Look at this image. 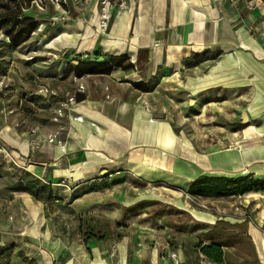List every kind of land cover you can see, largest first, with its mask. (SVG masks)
<instances>
[{"label": "crops", "instance_id": "crops-1", "mask_svg": "<svg viewBox=\"0 0 264 264\" xmlns=\"http://www.w3.org/2000/svg\"><path fill=\"white\" fill-rule=\"evenodd\" d=\"M237 1L137 0L131 10L116 12L107 37L91 35L87 26L78 49L98 48L101 54L82 60L80 68L110 57L123 60L110 73L81 75L86 94L84 88L78 115L70 117L71 130L29 152L27 132L1 128L8 150L20 159L30 154L33 170L28 171L47 185L69 180L70 188L51 189L71 228L79 231L82 217L110 223L105 236L58 237L48 250L54 264H264V191L214 199L187 194L200 176L264 178V128L247 134L245 129L237 138L227 133V145L176 131L200 127L203 119L180 113L197 112L203 92L211 97L200 110L212 111L206 127L218 125L214 113L233 119L228 108L235 91L251 94L243 78L231 89L230 81L237 79L224 68L216 76L201 71L216 58L225 65L230 51H236L255 87L264 90V21L252 12L243 16ZM182 96L195 101L188 100L184 108ZM170 112L177 113L172 118ZM187 198L209 201L210 211L185 206ZM174 210L187 220L174 219ZM238 233L249 251L240 263L227 259L238 250L228 238ZM61 239L67 248L59 246ZM212 242L221 244L222 262L201 253ZM175 250L172 260L169 254Z\"/></svg>", "mask_w": 264, "mask_h": 264}, {"label": "rangeland", "instance_id": "rangeland-1", "mask_svg": "<svg viewBox=\"0 0 264 264\" xmlns=\"http://www.w3.org/2000/svg\"><path fill=\"white\" fill-rule=\"evenodd\" d=\"M238 1L243 16L252 12L256 18L264 21V0ZM48 3L56 11L53 16L48 14ZM37 4L40 8L34 4L35 8L29 10L35 13L39 24L25 43L12 48L0 32V130L4 125H10L18 131L27 132L29 152L40 147L43 141L52 143V136L57 137L59 132L70 131V117L78 115L77 101L74 106L65 105L81 84L85 88L81 76L74 73V62L79 64L82 60H93L101 54L98 48L89 49L88 53L79 51L81 31L88 26L92 28L91 35L97 32L107 37L116 12L131 10L137 0H64L63 6L59 3L57 6L56 0H37ZM103 20L105 28L101 27ZM253 33L257 35V32ZM228 58L225 65L216 58L207 63L211 67H203L201 71H210L216 76L224 68L231 78L237 79L230 81L231 89L237 85L238 78H243L247 86L252 87L251 94L239 96L235 91L233 97L229 98L232 104L228 108L235 114L233 119L227 120L220 113H214L218 125L208 123L206 127L205 122L210 120L212 111L202 114L200 110L205 108L211 97L203 92V96L197 99L198 109L194 110L197 112L180 113L193 119H203L199 123L200 127L176 131L199 141L227 145L231 142L227 133L237 138L245 129L247 134V130L264 128V90L255 87L235 50L228 53ZM178 98L176 100L179 101ZM188 100L194 102V96H182L179 102L187 108ZM176 113L169 114L173 118ZM195 113L201 116L197 117ZM205 115L209 118L205 119ZM39 132L45 136L38 137ZM3 140L0 136V264H54L48 250L58 237L75 234L84 240L90 233L105 236L109 232L110 223L93 216L82 217L79 222L74 217L80 229L77 231V227L71 228L69 219L62 216L55 199H47V202L38 200L35 191L40 184L45 183L34 171H28L33 170L29 169L31 163L27 160L30 154L20 159L3 146ZM184 200L185 206L202 211H210L212 206L209 201ZM173 214L178 222L187 220L184 212L174 210ZM228 239L237 244L238 250L228 254L227 259L242 262L244 253H249L246 240L239 233ZM59 244L67 248L66 241L61 239ZM187 249L183 248L185 251Z\"/></svg>", "mask_w": 264, "mask_h": 264}, {"label": "trees", "instance_id": "trees-1", "mask_svg": "<svg viewBox=\"0 0 264 264\" xmlns=\"http://www.w3.org/2000/svg\"><path fill=\"white\" fill-rule=\"evenodd\" d=\"M33 0H0V32L6 37L7 45L16 48L25 43L37 28L39 20L33 11L35 8ZM61 5L62 0H60ZM49 16L56 14L51 3L47 5ZM123 57H110V60L104 62H89L79 64L75 67V75L81 76L88 74H107L114 67L121 66ZM124 67H129L126 65ZM139 87V84H136ZM144 90V88H142ZM4 146V145H3ZM7 149V147L5 146ZM251 191H264V178H254L252 176L229 177H207L200 176L195 179L188 187L187 194L193 197L202 198H228L243 195ZM38 200L47 202V199L54 200L50 185L40 184L35 191ZM47 197V198H46ZM233 227V226H230ZM88 237H98L95 233H90ZM201 253L215 261H223V252L220 243L212 242L200 248Z\"/></svg>", "mask_w": 264, "mask_h": 264}, {"label": "built area", "instance_id": "built-area-1", "mask_svg": "<svg viewBox=\"0 0 264 264\" xmlns=\"http://www.w3.org/2000/svg\"><path fill=\"white\" fill-rule=\"evenodd\" d=\"M39 1L41 2V0H39ZM62 1H64V0H62ZM32 2L37 7L40 8V6L37 4V0H33ZM58 3L61 5L60 0H56L57 6H58ZM101 24H102L101 25L102 28H105L106 27L105 20L101 21ZM77 92H82V93L84 92V86L82 84L78 87ZM75 103H76V100H75V94H74L72 97H70L68 99V101L65 103V105H72V106H74ZM50 186H55V187H62V186L64 187V186H66V187L70 188V182H69L68 179H60L58 181H55V182L51 183ZM178 251L179 250L172 251L169 254V258L172 259V260H175L177 258V255H178Z\"/></svg>", "mask_w": 264, "mask_h": 264}, {"label": "water", "instance_id": "water-1", "mask_svg": "<svg viewBox=\"0 0 264 264\" xmlns=\"http://www.w3.org/2000/svg\"><path fill=\"white\" fill-rule=\"evenodd\" d=\"M74 64H77V62H74ZM85 99V94L84 93H82V92H77L76 94H75V100L77 101V102H80V101H82V100H84ZM52 142L53 143H56L57 141H56V139L54 138L53 140H52Z\"/></svg>", "mask_w": 264, "mask_h": 264}, {"label": "bare ground", "instance_id": "bare-ground-1", "mask_svg": "<svg viewBox=\"0 0 264 264\" xmlns=\"http://www.w3.org/2000/svg\"><path fill=\"white\" fill-rule=\"evenodd\" d=\"M81 120V119H80Z\"/></svg>", "mask_w": 264, "mask_h": 264}]
</instances>
